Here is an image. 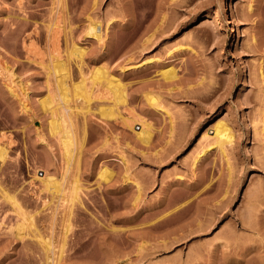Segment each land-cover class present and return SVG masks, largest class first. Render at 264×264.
I'll return each instance as SVG.
<instances>
[{
	"label": "rangeland",
	"instance_id": "1",
	"mask_svg": "<svg viewBox=\"0 0 264 264\" xmlns=\"http://www.w3.org/2000/svg\"><path fill=\"white\" fill-rule=\"evenodd\" d=\"M54 59L90 93L65 115L72 160ZM263 127L264 0H0V264H264Z\"/></svg>",
	"mask_w": 264,
	"mask_h": 264
},
{
	"label": "bare ground",
	"instance_id": "2",
	"mask_svg": "<svg viewBox=\"0 0 264 264\" xmlns=\"http://www.w3.org/2000/svg\"><path fill=\"white\" fill-rule=\"evenodd\" d=\"M251 7V6H250ZM224 8H225V10L226 11H230V9H229V7L227 6V4H224ZM234 17V14H233V12H231L230 11V16L228 17V19H227V24H229V23H232V18ZM98 22L99 23H101V21H97V24L96 23H94V24H92V25H90V29H88V32H87V34L89 35H94L95 37H98V39L100 40V39H103L102 38V34H101V30L99 31L98 29H100L101 28V26L99 25V26H97L98 25ZM93 23V22H92ZM91 24V23H90ZM96 24V25H95ZM99 27V28H98ZM108 27H106L105 29H107ZM103 33V32H102ZM105 33V32H104ZM107 33H105V35H106ZM103 37H105V36H103ZM104 40V39H103ZM85 51H86V49H85V47H83V46H81L80 44L78 45V44H74L73 45V47H72V49H71V51H70V53L71 54H76V55H79L80 56V58H82L83 56H84V53H85ZM58 55V54H57ZM57 58V57H56ZM50 59V58H49ZM77 59V58H76ZM55 61H54V68L53 69H55L54 70V72L56 71H59V73L61 74V72H60V70H62L63 72H62V77L61 78H58V83H57V88H58V94H59V98L61 99V101H59V102H57L56 104H53L52 106H54V108H53V110L55 109V110H60V108H63V113H62V116L63 117H58V118H55L53 121H52V123H51V129H52V131L53 132H60L61 133V143H62V145H63V148H64V150H65V153H66V155H67V157H68V159H71L72 160V158H73V156H75V154H76V152L74 151L75 150V148H74V146H76L75 145V143L77 144V140L75 141V137H74V135H75V132H73L74 130H72V128L70 127V125L68 126V125H66V123L64 122V121H66L67 122V117H70L71 118V114H70V110H74V107H78V105L76 104L75 106L71 103L72 102V96H76V95H78V96H80V95H82L86 100H90V93H89V91L87 90V88H86V85L87 84H85V80H86V78H84V76H83V79H82V81H80L79 82V84L77 83V84H75L74 86H73V89H71V88H69V86H68V83H67V80H66V76L68 75V65H67V61L65 62L63 59H54ZM83 60V59H82ZM53 61V60H52ZM51 61V62H52ZM147 62H150V61H147ZM147 62H145V61H142V64H141V62H140V65H143V64H145V63H147ZM81 64V63H80ZM139 65V66H140ZM105 70V69H104ZM104 70H102V68H101V66L100 67H97V68H95L94 70H93V72H92V77L94 78V80H97V78H100V77H105L108 81V85H109V87L112 89V91H113V93H114V102H115V104H117V103H121V102H123L124 103V101L126 100V97H125V91H124V87H123V84L121 83V81H120V79H118L119 77H117V76H115V77H117V79H115L114 78V75H113V77L111 76V77H109L108 75H106L108 72L106 71H104ZM58 73V72H57ZM106 73V74H105ZM162 74H163V76L165 77V78H170L171 76H173L174 74H175V72H174V70H173V68L172 67H169V68H166V69H163V71H162ZM112 75V74H111ZM95 82V81H94ZM111 91V92H112ZM13 92V91H12ZM76 99V98H75ZM152 99V98H151ZM50 100H52V99H50ZM51 102V101H50ZM75 103H76V101H75ZM81 103V102H80ZM153 103V102H152ZM155 104H157V103H155ZM25 105V104H24ZM23 106V105H22ZM80 106H81V104H80ZM80 106H79V108H80ZM86 107V106H85ZM84 107V108H85ZM25 108V107H24ZM89 108V106L87 107V109ZM104 108V107H103ZM67 110V111H66ZM103 110V111H102ZM101 111H102V113H105V114H112V113H114V108H113V105H109V106H107V107H105L104 109H102ZM62 112V111H61ZM84 113H85V111H84ZM65 115H66V118H65ZM69 119V118H68ZM73 120V119H72ZM74 121V120H73ZM140 121V120H139ZM146 121V120H145ZM63 122L65 123V125H63ZM141 122V121H140ZM144 123L145 122H141V124L140 125H142L143 124V126H144ZM132 124H134V123H132ZM146 124V123H145ZM72 126H73V124H72ZM130 126H131V123H130ZM133 126V125H132ZM147 126H148V123H147ZM74 129V128H73ZM215 139L213 140V143L212 144H214V146L216 147V148H218L220 151H222V152H225L226 151V149H227V146H228V143H231L232 144V141H233V139H232V137H233V131H232V128L228 125V124H226L225 122H222V121H220V122H218V123H216V125H215ZM139 130V129H138ZM137 130V131H138ZM141 130V132H140V134H138L137 133V135L140 137V138H142V140L144 141V140H148V138H149V136H150V132H148L149 130H148V128L146 129V128H142V129H140ZM136 131V132H137ZM262 131H264V127H263V130ZM76 136V135H75ZM213 147V146H212ZM217 149V150H218ZM204 150H206V149H204ZM74 152H75V154H74ZM226 153V152H225ZM200 155V154H199ZM197 157V156H196ZM199 159V157H197L196 158V160H198ZM48 172V171H47ZM104 172L106 173V174H108L109 175V173H107V170L105 171L104 170ZM44 173V172H43ZM104 173V176H106V174ZM46 174V173H45ZM43 177H45V176H43ZM43 180H47L46 181V187L48 188V190L49 189H51L52 190V192L53 193H56V192H58V191H60V190H63L62 188H61V184L62 183H60L56 178H55V176L54 175H50V173H49V175H47V177L46 178H42ZM79 184V183H78ZM63 187V186H62ZM73 187V186H72ZM64 189H65V187H64ZM73 189V188H72ZM79 189V188H78ZM64 191V190H63ZM65 191H67L66 189H65ZM64 191V192H65ZM62 192V191H61ZM64 192H62V193H64ZM79 191H77V186L75 187L74 186V189L73 190H69V191H67L66 192V196H67V200H70V201H73L74 202V199H76V198H78V195H77V193H78ZM54 195V194H53ZM65 196V197H66ZM63 199H64V197H62ZM66 199V198H65ZM69 201V202H70ZM72 202V204H74ZM59 203V202H58ZM66 203H67V201H66ZM65 203V204H66ZM68 204V203H67ZM66 204V205H67ZM70 204V203H69ZM64 206V205H63ZM57 207V206H56ZM72 207H73V205H72ZM71 207V208H72ZM66 208H67V206H66ZM70 208V209H71ZM58 209H59V207H58ZM57 210V209H56ZM63 210V209H62ZM64 210H66L65 209V207H64ZM72 210V209H71ZM68 212H69V210H68ZM72 212V211H71ZM64 213H66L65 211H64ZM55 215V214H54ZM65 215V214H64ZM38 234V233H37ZM38 237V236H37ZM40 237L42 238V235L40 234ZM43 239V238H42ZM45 241V240H44ZM52 242V241H51ZM50 241H46V246H48L49 248L51 247V246H53V244L51 243ZM62 247H63V245H61ZM56 247V246H55ZM49 248H47V249H49ZM52 250V249H51ZM62 250H63V248H62ZM50 251V250H49ZM56 254V253H55Z\"/></svg>",
	"mask_w": 264,
	"mask_h": 264
}]
</instances>
